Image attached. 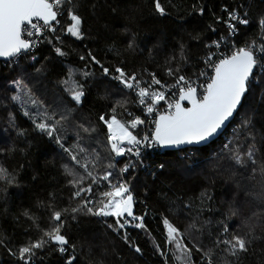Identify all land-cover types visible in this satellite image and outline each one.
<instances>
[{"label":"trees","instance_id":"trees-1","mask_svg":"<svg viewBox=\"0 0 264 264\" xmlns=\"http://www.w3.org/2000/svg\"><path fill=\"white\" fill-rule=\"evenodd\" d=\"M159 3L163 14L156 0H71L62 4L53 36L32 52L0 62V165L10 174L0 179V264H25L20 249L49 241L44 234L60 223L53 218L56 211L66 251L49 241L26 257L28 264H68L70 257L72 264H181L165 219L191 249L190 264H208L209 257L212 264H264V53L257 52L259 62L236 116L208 146L187 149L189 158L181 156L185 150L154 155V175L130 169L134 163L115 159L112 152L101 116L115 115L137 133L130 127L134 96L115 79L117 68L141 82L153 77L174 82L199 77L222 39L236 49L264 44V0ZM70 11L81 17L80 38L67 32ZM230 13L249 23L230 21ZM229 23L236 27L232 37ZM79 90L84 95L77 103L73 95ZM38 123L54 128L52 135ZM253 147L255 164L247 155ZM237 155L242 164L235 162ZM81 165L96 177L95 184ZM107 172L110 179H101ZM81 176V184L71 183ZM122 178L134 213H145L143 228L116 230L115 217L83 207L92 201L87 206L95 210L102 199L107 202L102 194ZM89 185L91 193L75 195ZM234 235L251 241L236 257L225 244L217 245Z\"/></svg>","mask_w":264,"mask_h":264},{"label":"snow or ice","instance_id":"snow-or-ice-1","mask_svg":"<svg viewBox=\"0 0 264 264\" xmlns=\"http://www.w3.org/2000/svg\"><path fill=\"white\" fill-rule=\"evenodd\" d=\"M65 2L71 3V0H0V57H13L33 47L34 42L25 38V36L33 37L36 34H42V30L45 29L55 31L52 22L58 23L57 17L60 14L61 5ZM156 8L163 14L164 9L161 8L159 0H156ZM229 19L230 21L238 20L240 24L246 25L249 23L247 19L239 18L234 13L229 14ZM34 20L42 23H36ZM70 20L71 25L68 27L67 32L74 37L80 38L82 36L81 17L75 12L70 11ZM260 24L264 25V19H261ZM229 28L233 33L236 31V27L232 23H229ZM129 46L131 47V45ZM56 51L60 52L61 50L57 48ZM257 52L264 53V44L260 45L258 49L255 44L241 47L231 55L220 59L219 63L214 65V75L206 83L202 93L198 92L197 88L193 87L192 83L187 81L184 76H180L177 84L183 81L184 86H181L179 89V97L174 103H168L167 110L159 115L155 121V130L151 139L161 145L192 144L205 141L216 133L224 122L233 115L237 107L241 105L242 98L248 92L250 78L253 77V70L259 62ZM93 60H95L94 57ZM96 62L99 63V61ZM116 71L119 73V76L115 79H118L125 88L130 90L139 89L136 94L141 105H144L146 100L150 101L149 106L146 108L148 113H153L155 106L166 99L163 91L150 92L148 87H140L135 75L127 76L120 68H117ZM104 72L108 73V69L105 68ZM169 74H172L171 70H169ZM16 83L20 82L17 81ZM153 83L160 84V81L153 77ZM83 95L84 92L82 90L75 91L73 99L79 103ZM12 99L19 100L20 97L13 96ZM184 101H187L190 107H185ZM116 111L117 109L113 107L112 112L115 113ZM100 119L107 126L109 131L108 140L112 151L117 156L125 154V148L121 147L123 142L126 141L131 145H139L141 143L129 131V127L117 119L115 115H112L107 120L104 116H101ZM143 122L140 118H136L131 121L130 127L135 128ZM36 127L41 131H47L49 136L55 130L54 128L50 129V125L47 123H38ZM85 131H88V129H85ZM145 139L147 140L148 138L145 137ZM65 151L68 150L65 149ZM81 151L84 150L81 149ZM127 151H131V149H127ZM0 152H3V149H0ZM254 154L255 148L253 147L247 153L253 164L256 163L252 159ZM71 159L76 161L77 164L80 163L75 155H72ZM235 162L237 164L243 163L239 155L235 157ZM81 167L85 169L87 176L91 177L92 183L95 184L97 182L96 177L93 176L92 172L87 171V165H81ZM261 171L264 172V167H262ZM69 174L71 175L72 173L69 172ZM9 175L7 169L0 165V179H5ZM111 176L112 173L107 172L101 179L107 181ZM84 179L85 177L81 176L78 180L71 181V183L79 185ZM11 182L12 180L9 181V183ZM110 187L112 190L102 194L103 197H107L108 199L107 202H103L102 199L100 207L94 210L92 207L87 206L92 201L85 202L83 207L87 209V212L98 216L115 217L116 224L118 225V229L116 230L124 229L126 225L131 223L125 217H131L132 220L139 221L134 225L135 227H145L143 217L134 216L133 196L128 186L125 183H118L110 185ZM91 190V185H89L87 188H80L75 195L80 196L83 192L91 193ZM79 210V208H73L72 212L75 213ZM232 215H236V212L233 211ZM53 218L60 223L51 232H46L44 235L49 238V241L60 245L59 251L63 253L66 251L63 246L68 244V240L61 234V228L63 227L61 212H54ZM164 224L167 227L168 242L174 244L176 249L181 253V257L178 258L181 264H190L191 249L183 244L182 239H178V237L182 236V233L167 219L164 220ZM109 227H112V225H109ZM224 231H228L227 226H225ZM125 239H127L126 236ZM49 241L41 239L21 248L20 259L24 260L25 264H28L26 257L34 255V249L42 248ZM220 243L227 246L225 251L236 257L238 253L247 251V245L251 241L239 235H234L230 240L217 241V245ZM197 250L200 251L201 249ZM136 251L139 252L140 249L136 248ZM205 255L208 254L206 253ZM74 259L75 257H70L68 264H72V260ZM208 264H212L210 257Z\"/></svg>","mask_w":264,"mask_h":264},{"label":"built area","instance_id":"built-area-1","mask_svg":"<svg viewBox=\"0 0 264 264\" xmlns=\"http://www.w3.org/2000/svg\"><path fill=\"white\" fill-rule=\"evenodd\" d=\"M65 3H67V2H65ZM62 13L63 12H62V8H61L60 14L58 16L60 17L62 15ZM34 22L42 23L39 21H34ZM52 26L55 28V31H51L50 29H45V30H42V34H36L33 37H26L25 36V38L30 39L31 41L34 42V46L25 52H32V51L36 50L37 47L40 45L41 41L45 37L53 36L59 27V21H58V23L52 22ZM234 33L229 28L228 36L232 37ZM236 50H238V49L234 48L233 46H231V47L228 46L226 39L220 40L217 43V46L215 48L214 56L211 59L206 61V66L202 72V73H204V75L200 74V76L197 78H192V79H186L185 78V79L187 81L191 82L192 86L196 87L198 92L202 93L203 88L206 86V83L208 81H210V78L214 74V65L216 63H219L220 59H223L225 56L231 55ZM24 53H22V54H24ZM19 56H17V57H19ZM17 57H15V58H17ZM155 79L159 80L157 78H155ZM159 81H160V84H154L153 78L145 80L144 82L139 81L140 87H148L150 92H152V91H163L165 93L166 99L164 101H161L159 105H156L153 113H151V114L146 111V108H147V106H149L150 101L146 100L145 104L141 105L139 103V100H138V97L136 94L139 89L137 88V89L130 90L134 96V104H135V109H136L131 115V121H133L136 118H140L141 120L144 121L142 124H139L134 128V130L135 129L137 130V133L132 132L133 135H135L137 137V139L141 141V143L139 145H131L128 143H122L121 147L125 148V154L122 156H117L115 154V159L122 158V159H125L126 162L134 163V165H132V164L130 165V167H129L130 169L138 170L139 172H146L148 175L149 174H151V175L155 174L151 170L150 159H153L154 155H158V153L162 154L158 144L151 139L152 134L155 130V121L157 120V118L159 117L160 114L164 113L167 110L168 103H174L175 100L178 99L179 89L181 86H184L183 81L180 82V84H177V80L174 82L161 81V80H159ZM131 121H130V123H131ZM108 136H109V133L107 135V138H108ZM145 137H147L148 139L146 140ZM225 144L226 145L229 144V139L225 140ZM127 149H131V151H127ZM181 156H183L185 158H189L191 156V152L187 151V149H186L185 153L182 154ZM189 165H192V162ZM125 170L126 169L124 168V170L121 171L122 177L124 176ZM118 183H124V179L123 178L120 179ZM133 213H134V210H133ZM144 215H145V213H143V215L142 214L138 215V214L134 213V216L143 217V220H144ZM127 219L129 221H131V223L129 225H126L125 228L135 229V230L138 229V227H135L134 225L136 223H138L139 221L132 220L131 217H129Z\"/></svg>","mask_w":264,"mask_h":264},{"label":"water","instance_id":"water-1","mask_svg":"<svg viewBox=\"0 0 264 264\" xmlns=\"http://www.w3.org/2000/svg\"><path fill=\"white\" fill-rule=\"evenodd\" d=\"M35 21V20H34ZM27 51V50H26ZM25 51H23L22 53H24ZM22 53L16 55V56H13V57H0V62H7L9 60H12L13 58L21 55ZM255 72V68L253 70V73ZM214 75V74H213ZM251 80V78H250ZM247 94V93H246ZM245 94V95H246ZM245 97V96H244ZM244 97L242 98V102H243V99ZM242 102H241V105H242ZM184 106L185 107H190V105L188 104L187 101H184L183 102ZM241 105H239L236 109V111L233 113V115L231 117H229L228 120H226L224 122V124L217 130L216 133H214L211 137H209L208 139H206L205 141H202V142H199V143H192V144H181V145H161V144H158L159 148H160V151L162 153H166V152H178V151H182V150H186V149H193V148H203V147H206L208 146L209 144H211L213 141L217 140L224 132L225 130L227 129V127L229 126V124L232 122V120L234 119V117L236 116L237 112L239 111ZM158 119V118H157ZM111 146V144H110ZM113 152V151H112ZM113 154H115L113 152ZM108 217V216H107ZM126 219L129 218V217H125ZM52 244L56 245V246H59L57 243L55 242H51ZM65 246V245H64ZM63 246V247H64Z\"/></svg>","mask_w":264,"mask_h":264},{"label":"rangeland","instance_id":"rangeland-1","mask_svg":"<svg viewBox=\"0 0 264 264\" xmlns=\"http://www.w3.org/2000/svg\"><path fill=\"white\" fill-rule=\"evenodd\" d=\"M123 143H127L126 141L125 142H123ZM251 201H250V203H252L253 205L252 206H254V205H256V202H255V200L254 199H250Z\"/></svg>","mask_w":264,"mask_h":264},{"label":"bare ground","instance_id":"bare-ground-1","mask_svg":"<svg viewBox=\"0 0 264 264\" xmlns=\"http://www.w3.org/2000/svg\"><path fill=\"white\" fill-rule=\"evenodd\" d=\"M108 139V138H107Z\"/></svg>","mask_w":264,"mask_h":264}]
</instances>
